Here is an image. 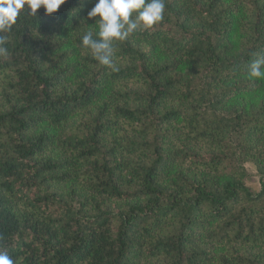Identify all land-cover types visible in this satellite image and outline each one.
I'll return each mask as SVG.
<instances>
[{
  "label": "trees",
  "instance_id": "trees-1",
  "mask_svg": "<svg viewBox=\"0 0 264 264\" xmlns=\"http://www.w3.org/2000/svg\"><path fill=\"white\" fill-rule=\"evenodd\" d=\"M96 0L22 11L0 57V251L15 264H264V0H165L82 46ZM253 169L259 188L248 185Z\"/></svg>",
  "mask_w": 264,
  "mask_h": 264
},
{
  "label": "clouds",
  "instance_id": "clouds-1",
  "mask_svg": "<svg viewBox=\"0 0 264 264\" xmlns=\"http://www.w3.org/2000/svg\"><path fill=\"white\" fill-rule=\"evenodd\" d=\"M67 0H0V34L11 32L21 12L37 16L38 10L45 9L51 16L59 11ZM165 0H96L88 13L89 19L96 20L98 38L91 31L82 37V46L91 52L99 64L112 71H119L115 62V44L126 40L137 30L149 29L163 21ZM7 36L0 35V57L8 55ZM251 78H264V55L259 56L250 66ZM0 264H15L6 253L0 251Z\"/></svg>",
  "mask_w": 264,
  "mask_h": 264
},
{
  "label": "rangeland",
  "instance_id": "rangeland-1",
  "mask_svg": "<svg viewBox=\"0 0 264 264\" xmlns=\"http://www.w3.org/2000/svg\"><path fill=\"white\" fill-rule=\"evenodd\" d=\"M251 177L248 180V185L252 190L259 188V177L256 176V173L253 169L250 170Z\"/></svg>",
  "mask_w": 264,
  "mask_h": 264
}]
</instances>
